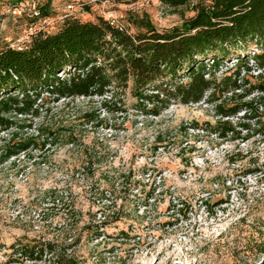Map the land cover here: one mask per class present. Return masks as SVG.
Segmentation results:
<instances>
[{
	"label": "rangeland",
	"instance_id": "1",
	"mask_svg": "<svg viewBox=\"0 0 264 264\" xmlns=\"http://www.w3.org/2000/svg\"><path fill=\"white\" fill-rule=\"evenodd\" d=\"M210 1L172 7L164 0H21L22 14L1 24L0 44L22 45L31 10L48 2L50 16L36 30L55 32L66 17L101 16L134 34L143 18L163 32ZM53 98L38 117L19 118L30 126L20 136L35 137L43 125L60 140L41 148L37 139L26 155L0 164V264L264 259V116L248 134L221 138L214 105L172 101L152 117L131 81L103 97ZM8 134L0 131V146ZM53 190L62 199L51 197ZM102 222L111 223L101 228Z\"/></svg>",
	"mask_w": 264,
	"mask_h": 264
},
{
	"label": "trees",
	"instance_id": "2",
	"mask_svg": "<svg viewBox=\"0 0 264 264\" xmlns=\"http://www.w3.org/2000/svg\"><path fill=\"white\" fill-rule=\"evenodd\" d=\"M164 1L178 7L188 0ZM47 4L39 5L31 23L50 16ZM194 7L193 17L163 32L145 18L136 22L141 30L133 34L101 16L94 21L66 17L55 32L39 29L18 47L1 43L0 131L9 134L0 146V164L26 155L37 139H43L41 148L60 140L43 125L35 137L20 136L30 126L19 118L38 117L48 99L103 97L124 91L130 81L152 117L172 101H204L220 117L219 137L248 134L253 121L264 116V0H211ZM231 58L234 65L217 76ZM50 196L62 199L54 190Z\"/></svg>",
	"mask_w": 264,
	"mask_h": 264
},
{
	"label": "built area",
	"instance_id": "3",
	"mask_svg": "<svg viewBox=\"0 0 264 264\" xmlns=\"http://www.w3.org/2000/svg\"><path fill=\"white\" fill-rule=\"evenodd\" d=\"M6 1H21V0H6ZM2 0H0V27H1V24H2V22H3V20L6 18V17H8V16H14V17H18V16H20L21 14H22V12L24 11L22 8H21V6H19V5H12V6H6V5H2ZM2 6H5V8L4 7H2ZM39 9L37 8V7H35L33 10H31V13H30V16H34V17H36V16H39ZM37 26H36V24H33V23H31L30 24V26H29V28L28 29H26V31H25V34H26V36H25V38H26V40H29V38L34 34V33H36V28ZM0 32H1V28H0ZM25 40V41H26ZM24 41V42H25ZM10 46L11 47H15L13 44H10Z\"/></svg>",
	"mask_w": 264,
	"mask_h": 264
},
{
	"label": "water",
	"instance_id": "4",
	"mask_svg": "<svg viewBox=\"0 0 264 264\" xmlns=\"http://www.w3.org/2000/svg\"><path fill=\"white\" fill-rule=\"evenodd\" d=\"M175 264H182V263H175ZM259 264H264V259Z\"/></svg>",
	"mask_w": 264,
	"mask_h": 264
},
{
	"label": "bare ground",
	"instance_id": "5",
	"mask_svg": "<svg viewBox=\"0 0 264 264\" xmlns=\"http://www.w3.org/2000/svg\"><path fill=\"white\" fill-rule=\"evenodd\" d=\"M183 264V263H182Z\"/></svg>",
	"mask_w": 264,
	"mask_h": 264
}]
</instances>
